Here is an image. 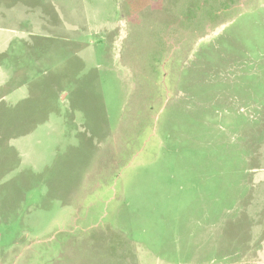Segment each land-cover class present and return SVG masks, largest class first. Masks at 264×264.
<instances>
[{
    "label": "rangeland",
    "instance_id": "obj_1",
    "mask_svg": "<svg viewBox=\"0 0 264 264\" xmlns=\"http://www.w3.org/2000/svg\"><path fill=\"white\" fill-rule=\"evenodd\" d=\"M0 264H264V0H0Z\"/></svg>",
    "mask_w": 264,
    "mask_h": 264
}]
</instances>
